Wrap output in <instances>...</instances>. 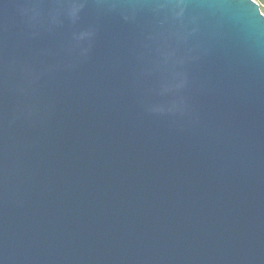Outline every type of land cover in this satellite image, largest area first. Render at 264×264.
I'll return each instance as SVG.
<instances>
[{
	"label": "water",
	"instance_id": "obj_1",
	"mask_svg": "<svg viewBox=\"0 0 264 264\" xmlns=\"http://www.w3.org/2000/svg\"><path fill=\"white\" fill-rule=\"evenodd\" d=\"M0 264H264L254 0H0Z\"/></svg>",
	"mask_w": 264,
	"mask_h": 264
},
{
	"label": "rangeland",
	"instance_id": "obj_2",
	"mask_svg": "<svg viewBox=\"0 0 264 264\" xmlns=\"http://www.w3.org/2000/svg\"><path fill=\"white\" fill-rule=\"evenodd\" d=\"M259 5L261 13L264 15V0H254Z\"/></svg>",
	"mask_w": 264,
	"mask_h": 264
}]
</instances>
